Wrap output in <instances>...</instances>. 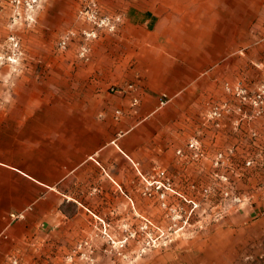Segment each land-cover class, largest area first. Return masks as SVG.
I'll list each match as a JSON object with an SVG mask.
<instances>
[{
	"label": "crops",
	"instance_id": "1",
	"mask_svg": "<svg viewBox=\"0 0 264 264\" xmlns=\"http://www.w3.org/2000/svg\"><path fill=\"white\" fill-rule=\"evenodd\" d=\"M51 9L54 44L72 12ZM126 14L90 62L38 52L26 56L22 75L1 70L0 264L68 251L91 235L92 214L116 225L148 205L131 185L134 164L166 169L219 80L234 78L250 47L264 44L254 34L264 30L255 25L264 0H133ZM22 211L26 218L11 224L9 214Z\"/></svg>",
	"mask_w": 264,
	"mask_h": 264
},
{
	"label": "rangeland",
	"instance_id": "2",
	"mask_svg": "<svg viewBox=\"0 0 264 264\" xmlns=\"http://www.w3.org/2000/svg\"><path fill=\"white\" fill-rule=\"evenodd\" d=\"M26 1L0 0V75L4 67L22 75L26 56L38 52H75L90 62L100 39L114 37L124 28L133 0H41L33 13L27 11ZM88 1L96 4L100 15L121 18L115 31L99 30L97 38L87 39L85 32L94 26L80 11ZM54 6L72 12V18L51 44ZM254 34L264 39V30ZM41 38L44 45L38 46ZM63 40L65 48L60 46ZM84 46L89 49L86 57L81 56ZM250 53L249 61L236 63L234 78L219 80L166 169L156 165L143 172L139 163L134 164L137 176L131 185L148 205L116 225L92 214L91 235L68 251L38 254L33 264H264V44L252 45ZM124 87L133 89L134 84L112 85L108 91L119 95L116 91ZM3 99L0 93V103ZM214 105L220 107V117L210 115ZM193 138L199 139L205 152L201 159L189 151ZM161 171L166 172L170 187L158 190L155 181L162 180ZM11 214V224L20 221L11 219ZM114 229L116 233H111ZM98 245L104 247L101 255ZM15 261L22 264V258L12 264Z\"/></svg>",
	"mask_w": 264,
	"mask_h": 264
},
{
	"label": "built area",
	"instance_id": "3",
	"mask_svg": "<svg viewBox=\"0 0 264 264\" xmlns=\"http://www.w3.org/2000/svg\"><path fill=\"white\" fill-rule=\"evenodd\" d=\"M16 2L20 3V0H15ZM41 0H27L26 1V6H27V11L29 13H33L38 5L40 4ZM80 14L90 23L93 24L94 28L90 31L85 32V35L87 36V39H94L97 38V34L99 30H108V31H115L118 24L121 22L120 17H111V16H104L100 15L99 11L97 10V6L95 3L88 1L86 5L84 6L83 9H81ZM13 41H15V38H12ZM18 42H15V47H18ZM60 46L62 48H65L67 46V41L63 40L60 43ZM89 53V49L87 46H84L81 51V56L86 57ZM227 89L230 90V86L227 84L226 85ZM240 90V93H244L245 90L242 88H237ZM165 99H162L161 104L164 105L167 102L166 97ZM139 104V100L134 101V105L137 106ZM121 112H117V117L121 116ZM210 115L212 117H220L221 112H220V107L218 105L212 106ZM189 151L191 153V156L195 159H201L205 156V152L203 151L201 142L197 138H193L189 144ZM180 155L184 154L182 150H179L178 152ZM221 156V155H220ZM159 178L162 180H157L155 181L156 188L163 189L166 187H170L169 183V178L166 175L165 171H161L159 173ZM26 217V211L18 212V213H12L11 214V219L13 220H23ZM3 237L7 238V235H3ZM15 264L17 262L15 261Z\"/></svg>",
	"mask_w": 264,
	"mask_h": 264
}]
</instances>
